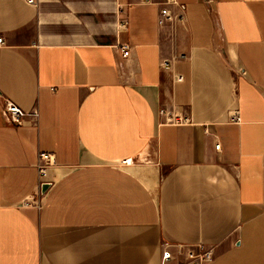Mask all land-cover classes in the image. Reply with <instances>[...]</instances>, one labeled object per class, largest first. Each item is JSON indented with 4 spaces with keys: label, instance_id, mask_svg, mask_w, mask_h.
Instances as JSON below:
<instances>
[{
    "label": "crops",
    "instance_id": "obj_1",
    "mask_svg": "<svg viewBox=\"0 0 264 264\" xmlns=\"http://www.w3.org/2000/svg\"><path fill=\"white\" fill-rule=\"evenodd\" d=\"M177 1L0 0V264H264V0Z\"/></svg>",
    "mask_w": 264,
    "mask_h": 264
},
{
    "label": "built area",
    "instance_id": "obj_2",
    "mask_svg": "<svg viewBox=\"0 0 264 264\" xmlns=\"http://www.w3.org/2000/svg\"><path fill=\"white\" fill-rule=\"evenodd\" d=\"M29 4L35 5V0H26ZM144 4H154L159 7V15H158V25L165 26L167 24H172L176 21H182L183 15L181 12L175 13L172 8L179 6L177 0H141ZM5 45V42L2 38H0V46ZM123 51V56L127 57L129 55L130 47L128 45H124L121 47ZM169 66V61L165 60L162 63V67L167 68ZM178 82H182L183 78L181 76L177 77ZM158 115L163 119L161 124H169V125H187L190 123V119L188 117L182 115H174L170 113L168 110L162 108L159 110ZM4 116L9 124L12 125H21L27 117H38V112L33 111L31 113H26L17 105L12 102L6 101L4 106ZM231 121L238 122L239 117L236 114L231 118ZM217 151H220V144L215 146ZM39 163L38 169L41 176H45V172L51 165L54 164L53 155L47 152H40L38 155ZM131 160L123 161V164H130ZM37 204L36 201L33 202L32 199H27L24 202V205L30 206L31 204ZM38 206V205H37ZM170 247L169 243H164L165 250L162 253V259L164 262H168L173 259L172 253L168 250ZM214 255L211 249L205 248L204 246H199L196 249L189 250L186 253L185 264H209L213 261Z\"/></svg>",
    "mask_w": 264,
    "mask_h": 264
},
{
    "label": "water",
    "instance_id": "obj_3",
    "mask_svg": "<svg viewBox=\"0 0 264 264\" xmlns=\"http://www.w3.org/2000/svg\"><path fill=\"white\" fill-rule=\"evenodd\" d=\"M49 187H50L49 183H43L42 186H41L42 193H45L48 190Z\"/></svg>",
    "mask_w": 264,
    "mask_h": 264
}]
</instances>
